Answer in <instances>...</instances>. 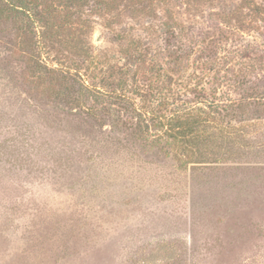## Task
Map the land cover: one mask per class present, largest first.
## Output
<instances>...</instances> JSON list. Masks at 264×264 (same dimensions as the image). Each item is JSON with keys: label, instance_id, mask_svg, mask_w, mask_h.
I'll list each match as a JSON object with an SVG mask.
<instances>
[{"label": "rangeland", "instance_id": "1", "mask_svg": "<svg viewBox=\"0 0 264 264\" xmlns=\"http://www.w3.org/2000/svg\"><path fill=\"white\" fill-rule=\"evenodd\" d=\"M66 1L39 0L41 20L0 8V264H264V0H115L108 19L105 0ZM169 47L239 72L237 131L186 161L75 73L95 54L78 71L99 84L123 49Z\"/></svg>", "mask_w": 264, "mask_h": 264}, {"label": "trees", "instance_id": "2", "mask_svg": "<svg viewBox=\"0 0 264 264\" xmlns=\"http://www.w3.org/2000/svg\"><path fill=\"white\" fill-rule=\"evenodd\" d=\"M89 1L91 0H78L77 5L82 6ZM114 1H104L106 19L111 12L109 6L114 7L116 3ZM38 3L39 0H0V8L5 9L6 12L14 11L15 16L19 14L30 20H41L48 10L40 9ZM58 4L62 5V3ZM65 4L71 7L74 6L75 1L68 0L64 2ZM110 15L114 17V14ZM206 49L207 47L201 48L200 55L197 57L198 62L191 63L187 53H176L170 47L167 50L163 49L166 52L163 50L153 52L147 61L139 57L141 54L125 48L123 49L124 66L118 67L121 74L117 79L111 78V75L102 77L99 83L101 86L94 82L96 78L94 73L90 76L94 81H88L87 85L84 82L85 79L82 80L83 74L78 71L86 64L91 69L98 67L101 59L95 54L87 55L89 64L87 57L77 60L79 67L75 68V73L82 81L81 86L89 95L106 97L114 103L129 106L138 118L150 123L146 126L150 128L151 133L161 139L168 138L165 143L170 146L177 160L186 161L189 157L192 158L200 148L209 145L216 134L225 132L226 127H230L231 133L237 131L236 126L230 123L226 126L227 124L223 123L225 119H222V113L224 111L228 113L233 108L231 112L234 114V109H237L239 105L236 102L237 99L230 96L239 72L231 68H211L215 63V57L205 52ZM168 57L170 59L167 61ZM135 59H140L144 65L147 64L149 69L147 70L150 71L149 75L144 73L145 70H141V73L138 71L137 76L141 77L140 79L145 83L134 77H128V71L131 70L129 64ZM164 59H166L164 61L166 67L160 63V60ZM167 64L175 66L170 68ZM185 66L193 67L189 71L184 68Z\"/></svg>", "mask_w": 264, "mask_h": 264}]
</instances>
